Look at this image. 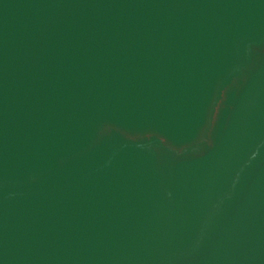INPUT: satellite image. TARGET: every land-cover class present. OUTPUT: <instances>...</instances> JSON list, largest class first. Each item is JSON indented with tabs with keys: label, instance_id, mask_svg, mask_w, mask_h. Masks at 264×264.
I'll list each match as a JSON object with an SVG mask.
<instances>
[{
	"label": "water",
	"instance_id": "95a60500",
	"mask_svg": "<svg viewBox=\"0 0 264 264\" xmlns=\"http://www.w3.org/2000/svg\"><path fill=\"white\" fill-rule=\"evenodd\" d=\"M0 264H264V0H0Z\"/></svg>",
	"mask_w": 264,
	"mask_h": 264
}]
</instances>
